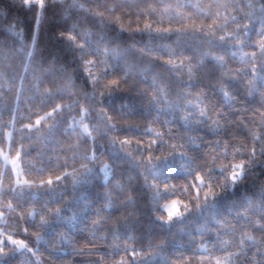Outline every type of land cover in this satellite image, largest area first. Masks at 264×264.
I'll return each mask as SVG.
<instances>
[{"label":"snow or ice","instance_id":"6c2138e0","mask_svg":"<svg viewBox=\"0 0 264 264\" xmlns=\"http://www.w3.org/2000/svg\"><path fill=\"white\" fill-rule=\"evenodd\" d=\"M21 258L264 264V0H0V264Z\"/></svg>","mask_w":264,"mask_h":264},{"label":"trees","instance_id":"16d2710c","mask_svg":"<svg viewBox=\"0 0 264 264\" xmlns=\"http://www.w3.org/2000/svg\"><path fill=\"white\" fill-rule=\"evenodd\" d=\"M25 23L28 24L29 26L31 25V18L30 17H26L25 18ZM51 39L50 34L48 32H45L42 34V40L45 42H49ZM9 223H12V221H9ZM22 259L25 258H21V259H17L14 264H22Z\"/></svg>","mask_w":264,"mask_h":264}]
</instances>
